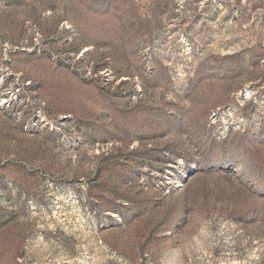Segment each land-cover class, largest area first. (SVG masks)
Here are the masks:
<instances>
[{
    "label": "rangeland",
    "instance_id": "obj_1",
    "mask_svg": "<svg viewBox=\"0 0 264 264\" xmlns=\"http://www.w3.org/2000/svg\"><path fill=\"white\" fill-rule=\"evenodd\" d=\"M0 264H264V0H0Z\"/></svg>",
    "mask_w": 264,
    "mask_h": 264
}]
</instances>
